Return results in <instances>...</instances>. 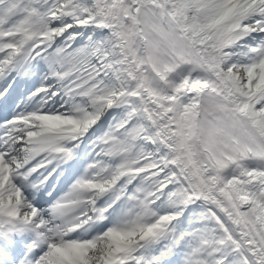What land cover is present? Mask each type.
I'll use <instances>...</instances> for the list:
<instances>
[{"label": "snow or ice", "instance_id": "6c2138e0", "mask_svg": "<svg viewBox=\"0 0 264 264\" xmlns=\"http://www.w3.org/2000/svg\"><path fill=\"white\" fill-rule=\"evenodd\" d=\"M0 264H264V0H0Z\"/></svg>", "mask_w": 264, "mask_h": 264}]
</instances>
